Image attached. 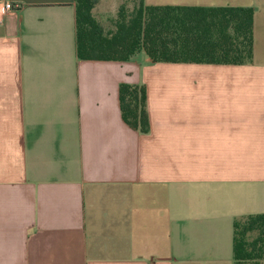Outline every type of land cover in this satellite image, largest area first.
<instances>
[{
  "label": "crops",
  "instance_id": "crops-1",
  "mask_svg": "<svg viewBox=\"0 0 264 264\" xmlns=\"http://www.w3.org/2000/svg\"><path fill=\"white\" fill-rule=\"evenodd\" d=\"M5 1L0 264H237L235 221L264 213V0H144L252 8L243 65L81 60L75 0ZM122 84L145 86L148 133Z\"/></svg>",
  "mask_w": 264,
  "mask_h": 264
},
{
  "label": "trees",
  "instance_id": "trees-1",
  "mask_svg": "<svg viewBox=\"0 0 264 264\" xmlns=\"http://www.w3.org/2000/svg\"><path fill=\"white\" fill-rule=\"evenodd\" d=\"M123 4L116 29L106 32L93 9L98 0H75L77 51L81 60L128 61L144 51L154 63L243 65L253 59L254 10L247 7L146 6ZM121 113L132 129L150 130L145 86L122 84ZM237 264H264V213L234 223Z\"/></svg>",
  "mask_w": 264,
  "mask_h": 264
},
{
  "label": "rangeland",
  "instance_id": "rangeland-1",
  "mask_svg": "<svg viewBox=\"0 0 264 264\" xmlns=\"http://www.w3.org/2000/svg\"><path fill=\"white\" fill-rule=\"evenodd\" d=\"M134 3H135L134 0H128V2L125 4L127 7V10H132L134 7ZM117 18H118V11H117V14L110 15L109 18L105 20L104 29L106 32L114 31L116 29Z\"/></svg>",
  "mask_w": 264,
  "mask_h": 264
},
{
  "label": "built area",
  "instance_id": "built-area-1",
  "mask_svg": "<svg viewBox=\"0 0 264 264\" xmlns=\"http://www.w3.org/2000/svg\"><path fill=\"white\" fill-rule=\"evenodd\" d=\"M21 6L19 4H14L11 1L0 2V22L2 17L11 11L18 10Z\"/></svg>",
  "mask_w": 264,
  "mask_h": 264
}]
</instances>
